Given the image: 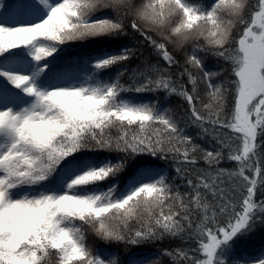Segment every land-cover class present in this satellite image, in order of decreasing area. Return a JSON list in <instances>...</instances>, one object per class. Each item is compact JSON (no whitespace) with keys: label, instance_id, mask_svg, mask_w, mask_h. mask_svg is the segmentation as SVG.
<instances>
[{"label":"snow or ice","instance_id":"6c2138e0","mask_svg":"<svg viewBox=\"0 0 264 264\" xmlns=\"http://www.w3.org/2000/svg\"><path fill=\"white\" fill-rule=\"evenodd\" d=\"M0 264H264V0H0Z\"/></svg>","mask_w":264,"mask_h":264},{"label":"trees","instance_id":"16d2710c","mask_svg":"<svg viewBox=\"0 0 264 264\" xmlns=\"http://www.w3.org/2000/svg\"><path fill=\"white\" fill-rule=\"evenodd\" d=\"M175 103V101H173Z\"/></svg>","mask_w":264,"mask_h":264}]
</instances>
